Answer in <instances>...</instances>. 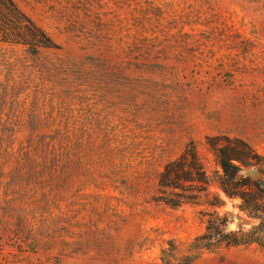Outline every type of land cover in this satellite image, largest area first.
I'll list each match as a JSON object with an SVG mask.
<instances>
[{
    "label": "rangeland",
    "instance_id": "1",
    "mask_svg": "<svg viewBox=\"0 0 264 264\" xmlns=\"http://www.w3.org/2000/svg\"><path fill=\"white\" fill-rule=\"evenodd\" d=\"M14 1L53 46L0 42V264H264L214 147L264 159V0Z\"/></svg>",
    "mask_w": 264,
    "mask_h": 264
},
{
    "label": "trees",
    "instance_id": "2",
    "mask_svg": "<svg viewBox=\"0 0 264 264\" xmlns=\"http://www.w3.org/2000/svg\"><path fill=\"white\" fill-rule=\"evenodd\" d=\"M0 42L27 45L28 50L33 52H36L38 47L53 46L46 33L14 0H0ZM224 141L223 145H214L216 163L220 169V173H216L218 188L225 197L239 199L240 209L248 217L260 219L264 224V180L254 179L244 172V168L254 166L257 168L256 172L264 177V159L241 140L226 138ZM185 183H189V188H195L196 193L185 195ZM207 184V178L193 149L190 153L185 151L178 159L165 164L159 174L160 186L177 188L183 192L175 194L176 201H167L171 205H179L184 198L196 199L199 191H206ZM221 222H225V219L215 224L216 228ZM220 234L219 237L225 236Z\"/></svg>",
    "mask_w": 264,
    "mask_h": 264
},
{
    "label": "water",
    "instance_id": "3",
    "mask_svg": "<svg viewBox=\"0 0 264 264\" xmlns=\"http://www.w3.org/2000/svg\"><path fill=\"white\" fill-rule=\"evenodd\" d=\"M229 227H230V229H233V228H234V226H233V225H230Z\"/></svg>",
    "mask_w": 264,
    "mask_h": 264
}]
</instances>
